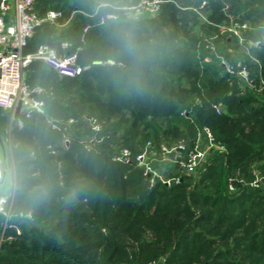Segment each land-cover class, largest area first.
<instances>
[{
	"label": "trees",
	"instance_id": "1",
	"mask_svg": "<svg viewBox=\"0 0 264 264\" xmlns=\"http://www.w3.org/2000/svg\"><path fill=\"white\" fill-rule=\"evenodd\" d=\"M141 1L35 0L39 17L60 15L36 26L25 52H75L83 71L60 80L38 60L27 70L43 112L9 138L34 154L48 195L12 196L0 264H264V182L250 185L264 175V0H161L156 14L130 16ZM108 14L132 18L137 65L112 40L116 22H101ZM231 20L249 27L242 42L221 28ZM7 122L0 109L6 146ZM203 129L214 146L197 170L150 183L137 155L182 142L185 158L207 143Z\"/></svg>",
	"mask_w": 264,
	"mask_h": 264
},
{
	"label": "built area",
	"instance_id": "2",
	"mask_svg": "<svg viewBox=\"0 0 264 264\" xmlns=\"http://www.w3.org/2000/svg\"><path fill=\"white\" fill-rule=\"evenodd\" d=\"M161 0H142L136 6L129 7L136 13L148 12L154 15L158 12ZM60 14L54 11H49L46 17L41 18L37 15L35 10V0H0V109L9 117L7 133H10L13 126L21 128L23 126L24 118H28L34 112L43 111V101L36 97L43 89L40 86H31L27 79L26 73L30 64L34 60L42 62L45 66L52 69L57 77L62 80L66 78H73L80 75L83 67L76 62V53L61 54L57 50L46 43L40 44L32 53L25 52L28 40L32 37L33 32L41 22L44 20L54 21ZM112 14L101 17V22L110 18ZM88 26L83 28V32L87 30ZM223 30H227L233 36L237 37L239 42H242V30H247L249 27L245 23H238L231 20L228 26H221ZM62 47L67 46V42L61 43ZM229 72L232 70L228 69ZM243 79L247 80L248 71L242 67L238 71ZM20 104V109L15 115L16 108ZM217 112L221 109L215 106ZM72 121V120H71ZM93 129L98 130L99 125L94 118L90 119ZM52 128H57L52 124ZM206 133V147H201L200 138L197 139L193 148L187 153L185 158L177 156L178 150H182L184 144L179 142L172 146L162 145L160 150L162 158L160 161H169L174 166L185 172H195L201 165L205 158L208 149L213 145V138L209 130L203 129ZM176 152L173 159L168 156L170 153ZM152 151L147 147L137 155V165L142 167L144 174L149 177L150 183L160 180L166 185L177 183L179 176L177 174L168 173L162 165L156 167L151 164L150 159ZM129 150L124 148L120 155L119 160L127 161L129 157ZM161 165V164H159ZM264 175L257 176L252 182L251 186H258L262 181ZM229 188L233 190V186ZM12 196L6 197L0 202V214L5 216L6 220L10 217V207ZM22 215V214H21ZM23 217L31 219L29 213L23 214ZM6 228V221L3 226L2 233L0 234V244L4 239V230ZM19 233V229L16 228ZM148 264H156L150 262Z\"/></svg>",
	"mask_w": 264,
	"mask_h": 264
},
{
	"label": "clouds",
	"instance_id": "3",
	"mask_svg": "<svg viewBox=\"0 0 264 264\" xmlns=\"http://www.w3.org/2000/svg\"><path fill=\"white\" fill-rule=\"evenodd\" d=\"M110 19L116 22L112 34L114 44L132 65H137L143 53L130 27L132 18L124 22L119 16L112 15ZM109 63L114 64L115 61ZM33 155L19 144L0 148V202L11 195L33 200H40L48 195L46 181L34 182L31 172Z\"/></svg>",
	"mask_w": 264,
	"mask_h": 264
},
{
	"label": "rangeland",
	"instance_id": "4",
	"mask_svg": "<svg viewBox=\"0 0 264 264\" xmlns=\"http://www.w3.org/2000/svg\"><path fill=\"white\" fill-rule=\"evenodd\" d=\"M12 3H14V0H10ZM128 12H130V16H133V17H136L139 13H136V12H132V10L131 9H129L128 10ZM132 12V13H131ZM229 69L230 70H232L231 69V67H229ZM240 76V75H239ZM43 112V111H42ZM42 122H43V120L41 119V118H36L35 119V125L37 126V128H39L40 127V125L42 124ZM9 123V117H8V122H7V124ZM51 127H52V125H51ZM6 128H8V125L6 126ZM6 131H7V129H6ZM9 136H11L10 135V133H8V138H7V141H8V143H9V145H12V139L11 138H9ZM200 142H201V140H200ZM200 145H201V147H203L204 148V144L202 143H200ZM170 159H173V157L171 158V156H168ZM161 158H162V154L160 153V155H158L154 150H152V153H151V155L149 156V157H147V159H150V161H151V164L154 166H156V167H161L162 165L164 166V168L166 169V170H173L174 172H175V174H179V171L177 170V171H175V169H173V167L171 166L172 165V163H171V165H169L168 163H166V162H168V161H166L165 163L164 162H162V161H160L161 160ZM160 161V162H159ZM159 164H161V165H159ZM255 173H256V176H262V173H260L259 171H255ZM1 216H0V234L2 233V230H3V221L1 220ZM150 262H155L156 264H157V261H150ZM150 262H147V264L148 263H150Z\"/></svg>",
	"mask_w": 264,
	"mask_h": 264
},
{
	"label": "water",
	"instance_id": "5",
	"mask_svg": "<svg viewBox=\"0 0 264 264\" xmlns=\"http://www.w3.org/2000/svg\"><path fill=\"white\" fill-rule=\"evenodd\" d=\"M226 75H228V71L226 72ZM220 108H221L224 112H226L224 106H221ZM19 109H20V104H18V106H17V108H16L15 115L18 114ZM202 136L206 137V133H205L204 130H202ZM4 147H6V142H5L4 138H3V136L0 134V148H4ZM182 170H184V169H182ZM262 181L264 182V178L262 179Z\"/></svg>",
	"mask_w": 264,
	"mask_h": 264
},
{
	"label": "crops",
	"instance_id": "6",
	"mask_svg": "<svg viewBox=\"0 0 264 264\" xmlns=\"http://www.w3.org/2000/svg\"><path fill=\"white\" fill-rule=\"evenodd\" d=\"M8 125V124H7ZM7 129V128H6ZM204 144V147H206V141H204V140H201V144ZM181 154H179L178 152H177V156L179 157ZM160 162V161H159ZM166 163H168L169 165H171V162H166ZM177 170H178V168H177ZM182 171V170H181ZM167 172L168 173H172V174H175V172L173 171V170H167ZM6 197H8V196H6ZM2 214H0V216H1ZM1 220H2V218H1ZM3 225H4V221H3Z\"/></svg>",
	"mask_w": 264,
	"mask_h": 264
}]
</instances>
